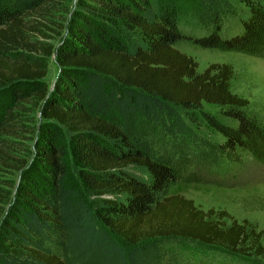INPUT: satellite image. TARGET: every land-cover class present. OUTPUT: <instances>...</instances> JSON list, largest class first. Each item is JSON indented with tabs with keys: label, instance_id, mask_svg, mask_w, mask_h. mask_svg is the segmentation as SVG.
Returning a JSON list of instances; mask_svg holds the SVG:
<instances>
[{
	"label": "trees",
	"instance_id": "obj_1",
	"mask_svg": "<svg viewBox=\"0 0 264 264\" xmlns=\"http://www.w3.org/2000/svg\"><path fill=\"white\" fill-rule=\"evenodd\" d=\"M263 1L0 0V168L21 173L0 184V264L264 259V229L168 194L238 180L257 123L230 65L174 44L263 43Z\"/></svg>",
	"mask_w": 264,
	"mask_h": 264
},
{
	"label": "rangeland",
	"instance_id": "obj_2",
	"mask_svg": "<svg viewBox=\"0 0 264 264\" xmlns=\"http://www.w3.org/2000/svg\"><path fill=\"white\" fill-rule=\"evenodd\" d=\"M74 2V1H73ZM264 7V1L262 2ZM258 30H264V17L258 20ZM58 45V39L50 38ZM261 42V41H260ZM174 47L191 56L197 62L198 72L204 71L211 63H226L232 69L229 81L233 93L248 100L247 112L255 117L253 134L248 149L242 154L243 165L239 179L226 183L220 177L205 176L172 184L168 194H180L193 200L200 209L213 208L225 211L238 222L243 220L257 231L264 229V42H254L246 49H224L202 47L189 40H179ZM49 82H53L57 65L54 55L47 58ZM16 150L19 157L29 156L33 142L22 141ZM20 172L0 168V184L6 189L19 182ZM227 221L230 219L227 218ZM264 245V236L261 240ZM225 264H264V259L255 255L224 253L220 257Z\"/></svg>",
	"mask_w": 264,
	"mask_h": 264
}]
</instances>
